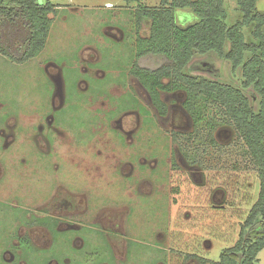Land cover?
<instances>
[{
	"label": "rangeland",
	"instance_id": "1",
	"mask_svg": "<svg viewBox=\"0 0 264 264\" xmlns=\"http://www.w3.org/2000/svg\"><path fill=\"white\" fill-rule=\"evenodd\" d=\"M46 1L59 11L51 16L43 51L22 64L0 55V164L6 162L5 177L0 173V203L14 205L20 199L22 210L45 209L51 185L62 182L49 194L54 197L51 212L61 214L58 200L66 203L68 194L78 208L64 214L83 225L95 224L84 239L97 255L86 264L113 261L100 242V230L119 234L110 239L118 264H217L221 253L247 231L241 234L258 198V173L242 141L221 123L215 109L194 124L182 107L183 92H161L166 110L161 116L129 74L135 37L147 36L149 24L143 22L137 32L134 9L157 7L160 0H38ZM225 4L228 22L239 20L235 0ZM193 21L190 11L176 12L177 25ZM243 32L250 41V30ZM155 62L144 58L139 64L154 68ZM187 73L238 87L242 82L239 70L233 72L226 60L212 53L195 56ZM50 114L62 122L51 123ZM38 134L48 137L53 151L68 154L69 169L63 161L42 160L32 141ZM142 171L152 182L153 197L165 185L158 199H141L130 187L120 193L121 184L138 182ZM66 183L84 188L88 196L80 201L79 190L67 191ZM11 215L7 211L0 216V235L9 221L4 236L27 231L38 248L49 244L45 230L21 227ZM158 232L166 234L158 240L167 250L160 254L152 250ZM53 247L60 248L59 242ZM3 252L0 264H6ZM253 264H264V248Z\"/></svg>",
	"mask_w": 264,
	"mask_h": 264
},
{
	"label": "trees",
	"instance_id": "2",
	"mask_svg": "<svg viewBox=\"0 0 264 264\" xmlns=\"http://www.w3.org/2000/svg\"><path fill=\"white\" fill-rule=\"evenodd\" d=\"M264 0H235L240 19L228 22L226 0H160L157 7L134 9L137 32L148 21V34L136 35L129 74L147 92L160 115L165 105L160 93L183 92L182 107L194 124L210 109L229 125L257 170L260 190L236 245L225 249L217 264H253L264 248ZM56 7L38 0H0V55L14 64L38 56L44 49ZM188 10L193 23L181 27L176 12ZM250 30L248 41L243 29ZM226 60L239 70L240 87L187 73L191 60L208 55ZM153 59L154 68L141 59ZM214 124H210L213 129ZM213 143V141H212Z\"/></svg>",
	"mask_w": 264,
	"mask_h": 264
},
{
	"label": "flooded vegetation",
	"instance_id": "3",
	"mask_svg": "<svg viewBox=\"0 0 264 264\" xmlns=\"http://www.w3.org/2000/svg\"><path fill=\"white\" fill-rule=\"evenodd\" d=\"M141 88L144 90L142 86ZM59 95L60 94H58L57 96ZM53 104H54V101H53ZM57 108L62 110L61 106L53 107V109H57ZM140 111H142L141 108H140ZM50 115L51 116H50L49 121L51 123H57L61 121L59 119H54L52 114ZM41 127L42 126H40L39 129H41ZM3 135L4 133H3L2 127H0V136L3 137ZM39 135L40 134H38L35 138H38ZM34 139L32 141L34 145L41 151L40 155L43 156L42 160L45 158L46 160H49V163L52 162V164L56 163L57 161H60V162L63 161L65 163V169L66 168L69 169V161H68L69 156L67 153L61 154L57 151H53L52 144L50 143L51 141H49L47 136H43V139L42 138H38L35 140ZM42 145H44L45 147H43ZM32 157H38V156L33 154ZM19 159H20L19 156H17V160L15 162L17 172L19 169L18 163H17ZM5 163L3 165L0 164V173H1V176H3V178L5 177V170H4ZM41 168H43L44 170V169H47V166L41 165L40 169ZM95 169L96 171H99V168L96 167L94 168V170ZM94 170H91V172ZM91 172H90V175H91ZM141 173L142 174L141 176H139L140 180L138 182L134 183V180L132 179V180L127 181L125 185L121 184L120 193L121 191L125 192V188L130 187L132 190H134L136 196H141V199L143 197L148 198V199H152V198L158 199V194L161 192V190H165V185H163L164 188L161 185L162 188L158 190L156 189L157 191L156 196L153 197L154 195H152L153 194L152 193L153 192L152 182H149V180L146 179L145 176H143L144 174L143 171ZM1 176H0V179H1ZM131 182L133 183L132 185L130 184ZM59 183L61 184L62 182H56L54 185H51L50 187L51 191H53L56 185H59ZM141 186L143 188L142 194L139 193L140 191L139 189ZM66 188H67V191L72 188H77L79 190L78 191L79 195L81 196L80 201L82 197L85 198L86 196H88V193L85 191V189L80 186L78 187L72 186L70 188L68 187L66 183ZM56 190L58 191V189ZM51 191H49L48 193L50 194ZM49 194H47V198L45 197L44 199L45 209H42V210L35 209V208L32 211L22 210L23 207L19 206L18 204V201L20 199H16L17 201L14 202L15 203L14 205L10 203H6V202L0 203V216L1 217L5 216L6 212L9 211L12 214L10 217L11 221L14 219L17 222V224H19L21 227H25L26 229L27 228L43 229L45 230V233L48 235V239H49V244L46 247L38 248L36 242L34 241V239H32V237L29 236L30 234L27 231H26L27 233L24 232V234H20L17 230L12 235L9 234V236L7 235L4 236L7 226L10 225L9 221L8 222L6 221L7 222L6 229L5 231H3L2 233L3 235H0V243L3 239L5 240L4 246L0 244V249H1L0 252H2V250L4 251L1 254L4 263L6 264H70V263L86 264V261L94 259V256L97 255L96 251L94 249H91L89 242H85V239H84L86 237L85 236L86 233L87 234L92 233V230L90 229H95L94 228L95 224H92L90 226L83 225V224L78 223V221L76 222V220L74 221V216L68 217L67 215L64 214V212H68V210H73V208H76V207L78 208V206L74 205L73 203H70V198L68 194H67L66 203L62 198L61 200H58V201H61V203L63 204L61 206V214L60 215L54 214L50 210V207H52L53 205L52 202L54 200L53 199L54 197L53 198L49 197ZM120 198H122V196ZM8 205L12 206V208L11 206L9 207L10 210H8ZM137 205L141 206V203L139 204L137 203ZM76 224L78 225L79 228H75ZM76 231L78 232L81 231L82 232L81 235L78 237H75L72 234H70ZM96 234L97 232H94V235ZM118 235L119 234L114 230H110V231L107 230L104 232L100 230L99 232V238L101 240L100 242L103 243L104 245H107V248L109 250L108 254H110L112 257L113 261L111 264L120 263V262H117V260L114 258L115 255H114V252L112 251V243L110 242V239H113ZM155 235H156L154 237L155 245L152 246L153 247L152 250L155 251L156 253H159V251H167L165 245L163 244V247H162L159 245V242H158V240L160 241L161 239H166V234H162L158 232ZM120 236L123 237L124 234ZM71 237H74V240L72 242L70 241ZM80 238H82L83 240ZM55 240L59 242L60 248L53 247ZM5 253L9 254L13 260L7 259ZM31 255H32V258H30ZM125 255H127V248L125 250ZM160 263L161 262H159L158 264ZM103 264H106V263H103Z\"/></svg>",
	"mask_w": 264,
	"mask_h": 264
},
{
	"label": "crops",
	"instance_id": "4",
	"mask_svg": "<svg viewBox=\"0 0 264 264\" xmlns=\"http://www.w3.org/2000/svg\"><path fill=\"white\" fill-rule=\"evenodd\" d=\"M55 6V5H54ZM56 10H58L59 11V8H56ZM51 17V16H50ZM52 18V17H51Z\"/></svg>",
	"mask_w": 264,
	"mask_h": 264
}]
</instances>
